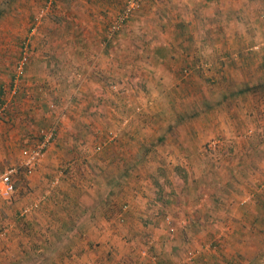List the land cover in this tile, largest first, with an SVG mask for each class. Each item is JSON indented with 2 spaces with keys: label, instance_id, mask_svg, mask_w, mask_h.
Listing matches in <instances>:
<instances>
[{
  "label": "rangeland",
  "instance_id": "374dc122",
  "mask_svg": "<svg viewBox=\"0 0 264 264\" xmlns=\"http://www.w3.org/2000/svg\"><path fill=\"white\" fill-rule=\"evenodd\" d=\"M127 1H93L89 7L95 12L102 10L100 3L108 7L106 13L96 14L99 22L85 15L83 0H37L21 19L3 21L11 28L12 45L5 108L14 106L29 61L63 66L48 69L54 84L49 86L52 100L45 105L55 113L49 125L32 136L29 147L52 128L53 140L31 174L19 171L13 192L0 198V254L40 250V259L19 264H46L44 258L55 251L68 252L61 229H36L34 224L36 219L45 224L61 221L62 198L47 199L52 191L62 193L77 184L74 174L87 187L104 192L114 187L117 193L129 194L128 201L118 204V212L124 211L117 226L104 230L112 228L115 236L103 247L79 243L78 231L69 245L72 253L109 251L106 255L114 254L115 264H230L231 250L239 249L238 238L251 235L243 224L228 228L229 199L244 200L238 203L245 221L264 218L255 208L256 199L264 211V97L256 98L257 86L251 87L252 95L248 92L250 98L240 91L239 64L224 68L226 77L216 75L214 62L206 56L207 44L221 43L223 37L207 39L202 32L213 7L198 0L180 5L137 0L118 21ZM7 3L10 9L22 4ZM222 6L226 11L228 5ZM262 16L264 21V11ZM199 46L203 59L192 63ZM22 54L26 60L17 76ZM45 87L38 88L47 96ZM71 111L77 115L72 121ZM67 123L75 130L67 141L72 152L66 150L64 159L62 152L51 156L53 161L45 166L47 150ZM20 148L19 141L9 140L0 157V173L21 162ZM109 176L115 178L111 185ZM252 231L264 240V223L257 222ZM48 237L53 238L50 246L35 243ZM232 258V264H245L234 252Z\"/></svg>",
  "mask_w": 264,
  "mask_h": 264
},
{
  "label": "crops",
  "instance_id": "0c3cea01",
  "mask_svg": "<svg viewBox=\"0 0 264 264\" xmlns=\"http://www.w3.org/2000/svg\"><path fill=\"white\" fill-rule=\"evenodd\" d=\"M0 3V105L4 107L3 113L0 116V157H4L6 153V147H8L9 140L19 141V145L24 147L22 150H25L29 147V143L32 139V136L37 133L39 127L46 128L52 117L55 113H50L45 103L48 100H52L50 98V85L54 84L53 78L49 74V70L61 69L63 66H56L54 63H49L48 61H38L31 60L25 66V71L22 77V88L14 98V103L10 110L5 108L7 102V94L9 91L8 86V78L7 76L11 73V64L9 65V61L7 60V53L12 50V45L9 42V32L11 29L3 23V21H7V19H11L10 17H15L16 20L18 18H22L21 14L25 16L28 14V9L32 12V9L37 5V0H16V2H22L19 4L20 7L9 8V4L7 0H1ZM13 0H10V4ZM94 2L99 1H110L115 5L120 0H93ZM92 0H83L86 4V12L85 15L89 17L91 20L95 22H99L96 18V14L99 16L103 13H106L107 6L104 3H100L102 9L100 12H95L92 8L89 7L93 2ZM192 1V2H191ZM196 0H172L170 2L177 3L178 5L183 3H194ZM201 3H205L210 10L207 14V26L202 31L209 39L213 38H222L221 43L210 44L209 41L207 44V49L209 52L206 56L209 57L210 61L214 62L215 70L218 74H222L223 76H227L228 69L225 71L224 68L228 66H232V64H239L240 70L238 71V82L240 91H245L247 93L246 98H250L248 92L254 89L257 86V90L255 92L256 98L262 95L264 97V90H260L259 87H264V21H263V11H264V0H198ZM223 2L228 5L226 7V11L222 9ZM4 4V5H2ZM96 4V5H97ZM220 4V5H219ZM93 5V4H92ZM99 9V10H100ZM173 15L177 13V6L173 7ZM10 10V11H9ZM97 11V10H96ZM15 20V21H16ZM220 22H225L224 26H221ZM238 28H236V26ZM206 29V30H205ZM180 32V31H179ZM3 40V41H2ZM225 40L227 42H225ZM214 42V41H213ZM89 47L86 45L85 49ZM91 49V48H90ZM192 50V49H191ZM182 51V48H181ZM198 55L193 60H190L192 63L201 62L203 59L202 49L199 46L197 50ZM191 63V64H192ZM196 65V64H195ZM220 69V70H219ZM230 69H233L231 67ZM215 71V72H216ZM220 72V73H219ZM52 75V74H51ZM230 77V76H228ZM225 81V80H224ZM46 85L44 91L47 92V96L43 93H40L41 89L38 87ZM227 95V93H226ZM225 98V97H224ZM47 104V103H46ZM253 111L250 109L248 111V115L252 114ZM76 113L74 111L69 112V119L71 120L76 117ZM70 123V122H69ZM69 129V130H67ZM60 131H62L60 133ZM67 131V132H66ZM66 133V134H65ZM75 130L69 126L67 123L65 125V129L63 127L59 128V132L56 135L55 144L50 146L47 150L45 161V166L51 164V156L58 157L60 152H62V158L64 159L66 155L65 151L72 148V143H68L69 137L74 135ZM68 137V138H67ZM59 139V140H58ZM67 142V143H64ZM10 145V144H9ZM11 145H14V141H11ZM26 147V148H25ZM20 148V149H21ZM1 149L3 150L1 152ZM21 150V152H22ZM72 152V151H71ZM22 154V153H21ZM56 162V160H55ZM41 167V166H40ZM41 171L45 170L43 166L39 169ZM42 172V174L45 173ZM72 174H69L68 177L71 178ZM77 184L73 187L69 186L68 189L64 190V192L59 193L57 190L52 191L48 196V201L55 202L58 198H62V218L61 221L57 223L51 224L50 221L42 223L43 221H38L36 219L35 226L36 229H41L43 227L48 229H61L62 232V243L66 246V251L62 253H52L51 256L43 257L46 264H115V256L106 255L110 254L109 251L105 254L106 251H97L90 252L84 251L83 253H72L70 244L72 243V239L74 238V233L78 231L79 243L86 244L88 243V247L90 248H101L104 246V241H109L110 238H113L115 235L113 234V229H110V232L107 228L112 226H117L118 216L122 215V211L118 212V204L123 200L128 201L129 194L117 193L114 187H109L108 191H101L96 189L95 187H87L80 182L78 176L74 174ZM115 180L112 176L108 177V184L111 185V182ZM79 184V185H78ZM77 186L80 188L77 189ZM198 191V190H197ZM213 192V191H212ZM197 195L195 197L198 196ZM212 194V193H211ZM230 194H232L230 190ZM131 195V194H130ZM206 195V194H202ZM132 196V195H131ZM230 198L226 207L228 208V212L226 217L228 228H234V226H240L243 224L242 229L246 232V235H251L249 239L238 238V248H235L237 252L232 249L229 254L230 264L233 263L235 258H232V252L234 254L239 255V257H243L245 264H264V240L262 238L257 239L256 234L252 229L256 226L257 222L264 223V218H259L256 221L253 219H247L246 221L243 218L244 209L239 205L240 201L243 203L244 200L240 199L239 203L237 200ZM236 203V205H235ZM257 203V204H256ZM235 205V206H234ZM49 207H52L50 204ZM58 207V204H56ZM238 207V211L236 208ZM241 207V208H240ZM125 208V207H124ZM255 208H257V212L264 213L262 210V206H260L259 202L255 199ZM47 213H50V208H46ZM139 210V209H138ZM238 213V214H235ZM49 218H54V216H49ZM124 217H120L119 220L123 221ZM241 228V227H240ZM93 232L90 234V232ZM232 243L229 241L228 244L232 245L234 242L230 239ZM250 240L249 244H246L245 241ZM53 238L48 237L47 240L42 243L39 240H35L37 245H52ZM250 244L252 246L248 247ZM232 247V246H231ZM230 247V248H231ZM234 247V246H233ZM232 247V248H233ZM229 248V249H230ZM7 251V250H6ZM4 250L3 253L0 254V264H19L20 261L24 259H40L39 247H36L34 253L26 252L22 249L17 250L15 254H12L10 251L6 252ZM36 256V257H35ZM35 257V258H34ZM133 257V256H132ZM47 258V259H46ZM136 260V258H134ZM42 264V263H41Z\"/></svg>",
  "mask_w": 264,
  "mask_h": 264
},
{
  "label": "built area",
  "instance_id": "2783aa9c",
  "mask_svg": "<svg viewBox=\"0 0 264 264\" xmlns=\"http://www.w3.org/2000/svg\"><path fill=\"white\" fill-rule=\"evenodd\" d=\"M137 0H128L126 6H124L121 14L118 17V21L124 20L132 9L134 3ZM25 54V53H24ZM22 54L16 64L17 76L23 70L26 57ZM13 88V87H12ZM13 92V89H12ZM3 110V108H1ZM54 137V129H49L44 133H41L40 139L31 147L22 151V160L18 165H12L6 167L0 173V198H7L14 189L13 177L22 171L23 174L29 175L34 170L35 166L42 161L46 148L50 145Z\"/></svg>",
  "mask_w": 264,
  "mask_h": 264
}]
</instances>
